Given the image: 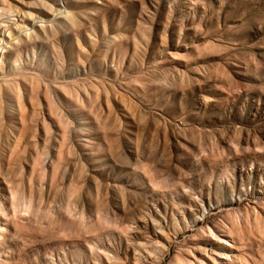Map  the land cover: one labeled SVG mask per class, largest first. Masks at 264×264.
Wrapping results in <instances>:
<instances>
[{"label":"rangeland","instance_id":"rangeland-1","mask_svg":"<svg viewBox=\"0 0 264 264\" xmlns=\"http://www.w3.org/2000/svg\"><path fill=\"white\" fill-rule=\"evenodd\" d=\"M0 43V264H264V0H0Z\"/></svg>","mask_w":264,"mask_h":264},{"label":"bare ground","instance_id":"bare-ground-1","mask_svg":"<svg viewBox=\"0 0 264 264\" xmlns=\"http://www.w3.org/2000/svg\"><path fill=\"white\" fill-rule=\"evenodd\" d=\"M4 36H5V35H4ZM2 38H4V37H2ZM1 40H2V39H1ZM2 43H3V42H2ZM0 44H1V43H0ZM0 46H2V44H1ZM2 49H3V48H0V52H2Z\"/></svg>","mask_w":264,"mask_h":264}]
</instances>
